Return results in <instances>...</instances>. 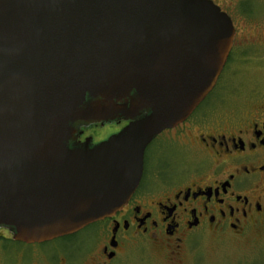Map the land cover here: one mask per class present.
<instances>
[{
	"label": "water",
	"instance_id": "1",
	"mask_svg": "<svg viewBox=\"0 0 264 264\" xmlns=\"http://www.w3.org/2000/svg\"><path fill=\"white\" fill-rule=\"evenodd\" d=\"M233 37L204 0H0V229L40 245L120 211L145 149L212 91Z\"/></svg>",
	"mask_w": 264,
	"mask_h": 264
},
{
	"label": "flooded vegetation",
	"instance_id": "2",
	"mask_svg": "<svg viewBox=\"0 0 264 264\" xmlns=\"http://www.w3.org/2000/svg\"><path fill=\"white\" fill-rule=\"evenodd\" d=\"M204 1L225 13L234 28L224 71L237 38L243 41L238 31L257 21L261 13L254 10L264 9V0ZM258 38L261 42L251 45L264 49V32ZM218 80L183 123L161 132L147 146L141 180L127 204L110 218L54 240L81 234L72 254L60 251L46 264H116L130 255L137 256L138 264H187L195 233L233 240L253 231L264 234V101L252 99L237 111L217 114L214 103L219 99L207 101ZM114 124L120 130L127 122ZM82 134L75 143L90 139L96 144ZM0 239L11 241V236Z\"/></svg>",
	"mask_w": 264,
	"mask_h": 264
},
{
	"label": "rangeland",
	"instance_id": "3",
	"mask_svg": "<svg viewBox=\"0 0 264 264\" xmlns=\"http://www.w3.org/2000/svg\"><path fill=\"white\" fill-rule=\"evenodd\" d=\"M254 13L261 14L257 21L243 25L238 31L243 41L237 38L235 48L219 77L216 91L207 101L208 103L213 102L214 97L219 99L214 103L217 114L237 111V108L252 99L264 101V49L251 45V43L261 42L258 34L264 32V9H255ZM241 43L246 46L236 48ZM119 127L114 123L102 127L88 126L83 129L82 136L98 143L116 134ZM174 152L180 158L182 153L179 152L178 147ZM0 235L5 238L10 237L5 232H0ZM80 236L81 234L68 241H52L43 245H25L0 239V264L54 262L55 256L60 251H66L68 255L72 254L75 240ZM231 238L230 236L214 238L210 234L195 233L191 236L192 251L188 255L187 264H264V234L260 235L257 231H253L243 239L233 240ZM125 260L127 263L120 260L116 264H138L136 255H130Z\"/></svg>",
	"mask_w": 264,
	"mask_h": 264
}]
</instances>
